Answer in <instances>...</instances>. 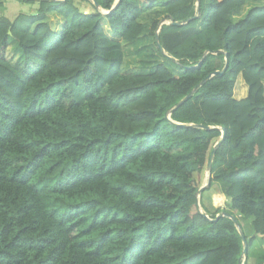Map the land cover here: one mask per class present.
<instances>
[{"label":"trees","instance_id":"16d2710c","mask_svg":"<svg viewBox=\"0 0 264 264\" xmlns=\"http://www.w3.org/2000/svg\"><path fill=\"white\" fill-rule=\"evenodd\" d=\"M20 1L37 11L7 16L0 0V264H247L264 238V3ZM156 5L149 35L168 21L179 74L165 57L124 69L123 42L141 51Z\"/></svg>","mask_w":264,"mask_h":264},{"label":"rangeland","instance_id":"374dc122","mask_svg":"<svg viewBox=\"0 0 264 264\" xmlns=\"http://www.w3.org/2000/svg\"><path fill=\"white\" fill-rule=\"evenodd\" d=\"M4 5H8V6H13L14 9H16L18 12H32L36 6V4L34 3H26V2H22L20 0H3ZM264 3V0H248V5L246 7V9L251 6V5H261ZM209 4V0H202V11L201 14H204L207 7ZM79 5V4H78ZM198 5V3L196 2V6ZM246 9L244 8L242 13H244L246 11ZM3 13L7 16H11L10 13L4 12ZM163 11L162 9L156 5L153 9L145 12L143 15H141V17L139 18L140 23L143 25V32L141 34V45H140V52L138 54L135 55H131V52L134 51L135 49V45L130 43H124L123 42V50H124V54H125V64H124V69L126 70H132V71H136V72H148L150 70H152V68L156 65L157 62L163 61L164 57L168 59V61H166L167 65L175 71V73L179 74L180 71L179 69H177L176 63H177V59L173 58V53L171 52V54L166 53L164 51L163 47V39L161 40V35L163 36L165 33V30L171 31L170 27L168 26V21H164V22H159L161 23L159 25L158 23V29H157V34L158 31L161 29V35H159L160 38V42L158 41V35H157V41H158V45H160V47L163 49V51H161L158 48L157 43L155 42V40L153 39V37H151L149 35L150 32V27L152 22L155 19H160L162 17ZM238 18V15H236L235 17H233V20H236ZM60 25L58 26L57 30L59 29ZM198 25L196 24L195 28H197ZM54 29V27H53ZM105 30L108 33V26L105 25ZM178 40V39H177ZM10 43H12L9 40ZM140 43V42H139ZM162 45V46H161ZM131 55V56H130ZM129 56V57H128ZM11 61L14 65H20L22 63V58L21 55L17 52V51H13L11 54ZM186 62H189L188 59L185 60ZM207 180H208V176L205 175L204 179H203V186L205 187L207 185ZM218 189L216 187H212L211 190H206V191H201L200 193H198V197H199V204H200V211L202 212H206L208 213L209 211L213 210V207L211 206L210 200H209V196L211 195V193L215 190ZM235 214H237L238 212H234ZM239 213L236 215L237 216V222L240 226L241 232L242 234L246 237V239H249L251 237H255V234L253 232L252 226L250 224V218H244V217H240L238 216ZM254 242L252 244V246L250 247V253H249V257L247 259V264H255L256 258L259 254V252L262 250H264V238L263 237H256L254 238ZM245 256H243V261H244Z\"/></svg>","mask_w":264,"mask_h":264},{"label":"water","instance_id":"95a60500","mask_svg":"<svg viewBox=\"0 0 264 264\" xmlns=\"http://www.w3.org/2000/svg\"><path fill=\"white\" fill-rule=\"evenodd\" d=\"M50 1H55V0H50ZM197 1V3H198V1L199 0H196ZM198 6V5H197ZM116 7V4L114 5V7L110 10V11H112L114 8ZM110 11H108V12H106V11H104L103 13H109ZM197 16H199V13L197 14V15H195V16H192V17H189L188 19H186L185 20V23L186 22H188V21H190V20H193V19H195ZM170 23H173V24H180V23H178V22H173V21H171ZM161 23H159V25H160ZM158 25V26H159ZM8 33L10 34V31H8ZM155 40H156V43H157V45H158V41H157V37L155 38ZM158 48L161 50V51H163V49L160 47V45H158ZM202 59L203 58H201L200 60H199V62H198V64H200L201 62H202ZM225 68H226V64L224 65V67L221 69V70H215V71H213L211 74H209V75H207L201 82H200V84H202L203 82H205L208 78H210L212 75H222L223 73H224V71H225ZM194 90H196V88L194 89ZM193 90V91H194ZM192 91V92H193ZM192 92H190V93H188L187 95H185L178 103H177V106H180L182 103H184L190 96H191V94H192ZM221 131H222V136H221V140L224 138V135H225V129L222 127L221 128ZM220 143V142H219ZM219 143H217V146L219 145ZM213 153H214V149H213V151L211 152V155H210V160H209V162H208V167H210L211 166V157H212V155H213ZM204 189V187H201L200 189H199V191H198V193H200L202 190ZM220 216H223V214H217L216 215V218H218V217H220ZM234 223H236V219H235V217L233 216V215H227ZM239 232H240V230H239ZM240 234H241V232H240ZM241 238H242V243H243V255H245L246 254V250H247V242H246V239H245V237L241 234Z\"/></svg>","mask_w":264,"mask_h":264},{"label":"crops","instance_id":"0c3cea01","mask_svg":"<svg viewBox=\"0 0 264 264\" xmlns=\"http://www.w3.org/2000/svg\"><path fill=\"white\" fill-rule=\"evenodd\" d=\"M76 3L79 4L78 6H80L84 10L89 9L88 4L83 2V1L77 0ZM34 4H36V6H35V8H33L34 10L32 12L37 11V8H38V4L36 2ZM3 9H4V12L8 11V13H10L11 16H14L18 12L16 9L13 8V6L3 5ZM102 12H104V11H102ZM29 13H31V12H29ZM48 19H49V23L52 25V27H54V29L58 28V26L61 24V19L58 16H54V15L50 14Z\"/></svg>","mask_w":264,"mask_h":264}]
</instances>
